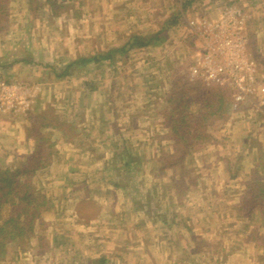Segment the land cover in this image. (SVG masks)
<instances>
[{
    "label": "rangeland",
    "instance_id": "obj_1",
    "mask_svg": "<svg viewBox=\"0 0 264 264\" xmlns=\"http://www.w3.org/2000/svg\"><path fill=\"white\" fill-rule=\"evenodd\" d=\"M53 1L56 16L49 1L13 0L9 19L16 25L15 32L10 37L1 33L0 49L9 50L4 43L8 39L16 43L27 38L29 30L18 25H27L31 17L40 26L31 31L38 30L43 39L46 58L40 62L57 69L95 51L122 46L135 33L149 35L166 29V41L142 52L132 50L126 57L120 56L115 66L77 67L78 75L62 89L56 82L46 84V110L28 118L30 125L41 127L33 135L41 134L43 141L30 138L35 146L29 145L26 154L39 145H44L42 154L48 151L42 155L47 167L38 169L32 178L35 196L47 201L41 215L43 225L29 240L10 245L0 264H264V109L258 111L257 100L254 103L255 98L250 97L237 109L244 114L237 133L230 128L215 133L223 146V137H230L221 162L225 168H236L234 172L216 165L196 171L194 154H189L187 171L181 170L185 165L181 161L179 170L172 171L180 148L164 124L169 97L194 84L185 76L194 56L187 23L196 17L215 21L225 6L243 8L249 52L259 66L258 80L264 84V0H198L186 8L184 21L175 26L168 19L182 7L181 0H74L66 1V8L61 0ZM214 12L216 18L211 17ZM91 69L95 72L88 73ZM215 94L207 96L213 99ZM142 98L148 102L146 109L129 107ZM141 108L140 113L137 109ZM13 113L18 112H0ZM128 114L144 120L154 116L159 122H144L143 132L131 137V127L123 120ZM254 114L261 119L253 121ZM60 140H71L74 147H64L66 142H56ZM140 141L143 146L138 145ZM247 144L255 146L253 154L247 151ZM22 160L23 156L15 164ZM213 162L220 159L213 155ZM231 175L238 177L232 180ZM172 177L179 179L175 184L186 192L176 204ZM249 181L257 183L254 189ZM89 192L91 199L96 194L95 199L105 202L91 208L83 201L82 212L74 213L77 204L73 199ZM110 199H121V203L115 208ZM113 208L120 213L118 218L111 216ZM90 216L96 219L90 220ZM38 237L44 241L39 242ZM62 243V251L46 248Z\"/></svg>",
    "mask_w": 264,
    "mask_h": 264
},
{
    "label": "trees",
    "instance_id": "obj_2",
    "mask_svg": "<svg viewBox=\"0 0 264 264\" xmlns=\"http://www.w3.org/2000/svg\"><path fill=\"white\" fill-rule=\"evenodd\" d=\"M8 1L0 0V31L7 28L5 27V23L8 21L10 14ZM48 1L50 2L52 14L54 16L58 15L53 10V6L56 5L55 1L46 0V2ZM61 1V6L66 8L65 2L72 3L74 0ZM197 1L181 0L183 10L188 6H192ZM183 18L184 16L180 12H177L174 13L173 17L168 19V22L175 26L180 22L182 23L184 21ZM164 32H167L166 29L149 35H133L126 46L112 49L103 55L96 54L89 58H79L69 62L66 66L62 67V73H55L56 77L64 78L67 75H71L73 68L79 65L81 69L89 65H103L104 62L109 63L110 66H115L120 60L119 58L116 59V53H120V55L126 57L131 50L141 51L162 45L166 41V37L163 35ZM247 37L249 38L248 32ZM51 68L56 72L55 66H51ZM185 77L188 79V75ZM192 83L194 84H189L183 92L176 91L169 97L170 110L164 116V124L170 132L169 137L173 141L176 140V145L180 148H177L178 154L176 155L179 158L173 165H177L179 161H185L196 147L205 146L211 141L208 129L213 127L216 122L213 120V117L218 114L220 119H217L226 120L228 116L227 105L232 99L230 98L231 95H229L228 88L206 87L199 81ZM209 94H215L213 97L217 99L214 101V98L211 99V97L207 96ZM192 107H195L196 110H192ZM49 126L46 125V127ZM185 127L189 129V132ZM40 128L37 123H34L31 125L28 133V137L35 139L38 143L43 141V138L40 136L41 134H33L40 131ZM43 146L39 145L32 154L23 156V160L13 167H0V260L5 259L10 245H17L22 241L29 240L31 236H35L34 232L37 227L43 225L41 215L45 210L47 201L46 199H38L32 186V178L36 176L38 169H45L47 167V158L43 159L42 155H45L48 151L42 154ZM48 155H51L50 152ZM249 187L254 189L256 186L251 184ZM261 187L264 189V185H261ZM254 199L257 200V198ZM38 239L39 242L44 241V238L38 237Z\"/></svg>",
    "mask_w": 264,
    "mask_h": 264
},
{
    "label": "crops",
    "instance_id": "obj_3",
    "mask_svg": "<svg viewBox=\"0 0 264 264\" xmlns=\"http://www.w3.org/2000/svg\"><path fill=\"white\" fill-rule=\"evenodd\" d=\"M13 3H14L13 0L8 1V10L9 11H11V9L13 8L12 7V6H14ZM28 5L29 4H27L26 6H28ZM181 6L183 7L182 4H181ZM44 7H47V6L44 5ZM182 7H180V9L176 10L175 13L180 12L181 15L184 16V14H186L187 11H189V9L183 10ZM40 10H42V12H43L42 8ZM45 10H47V8ZM173 14H174V12H173ZM214 14H215V16H211L212 18L213 17L216 18L218 13L214 12ZM42 16H43V13H42ZM11 17L12 16H10L9 18H11ZM26 17L27 18H24V19L27 21L29 14ZM42 24H43V21H42ZM5 27H7L5 30L0 31V36H2L1 33L5 32L8 35V37H10L11 33L15 32L12 29H13V27H16V25H12V21L10 19H8V21H6V23H5ZM18 27H19V29H24V30H25V28H26V30L28 29L29 34H28L27 38L22 39L20 42L13 43L9 39H8V41L4 42V43L9 45L8 46L9 50L4 51V50L0 49V78H2L3 80L5 79L4 81L7 80V82H19L20 81V82H23V84L30 86L32 91H33V98L31 99L32 102H31L30 108L25 112H20V113L18 112L15 114L13 113V114H6V115L0 114V167L1 168L13 167L14 165H16L15 162L18 159L22 158V156L29 153V151H30L29 145L31 146V144H33L35 146V143L33 141H31L30 138L28 137V133H29V130L31 127L30 119H28V118H29L30 114L37 113L38 115H41V114H43V110H46L48 99H46L45 95L43 96V94L45 92L44 89L46 88V84L51 85V83L56 82L57 86H59L62 89V85L69 83L70 82L69 79L74 78L75 76L78 75V73H77L78 70L76 69L77 67H74L73 71L71 72V75H67L64 78H57L55 73H62V67H60L61 69H57L55 67L56 72H54L52 70L51 66H55V65L43 64L40 62V60L43 58H46V56H43V39H41L40 33L38 32V30H35V32L31 31L32 28L35 29V28L40 27V26L36 25V20L32 19V17H31L30 21L27 25L24 26L23 24H20V25H18ZM90 27H92V25ZM5 33H3V34H5ZM137 34H139V33H135L133 35H137ZM133 35L130 36V39L132 38ZM29 37H31V38H29ZM130 39L125 41V43L122 46H126L129 43ZM157 43H159V42H157ZM35 44H38L39 51H38V48L35 47ZM10 45L12 46L11 49H10ZM18 45H20V47H21L20 49L17 47ZM110 46H112V45H110ZM122 46H117V47H115V49L121 48ZM110 50H112V48L108 49V50H103V51H95L92 56H94L96 54L103 55V54H106ZM136 52H138V51H136ZM139 52H142V50ZM115 55H116L115 56L116 59L118 58V56H119V59L121 57H123V58L125 57V56L120 55V53H116ZM92 56H89V57H92ZM89 57H79V58H89ZM79 58H77V59H79ZM119 61H121V59ZM255 61H256V59H255ZM103 65L110 66L109 63H105V62L103 63ZM78 67H79L78 69H81L80 65ZM88 68L90 69V65L88 66ZM89 72L92 73L95 71L93 69H91V71H88V73ZM80 74H82V73H80ZM46 81H49V83H47ZM34 83H36V84H34ZM83 84L84 83H82L81 85L83 86ZM86 88H90V87L88 86V87H85V89ZM228 90H229L228 91L229 95H231L232 91L229 88H228ZM87 92H90V90L88 89ZM253 98H255V97H253ZM143 100H144V98H142V101L139 100L138 103L137 102L134 104L130 103L129 107L139 106V107L146 109L148 107V102H144ZM255 100H256V98L252 101L255 103ZM109 105H110V103H109ZM248 106L250 107V105H248ZM142 108L137 109V110L140 111V113H141L143 111ZM227 108H228V112H227L228 116H227L226 120H223V121L219 120L220 118L218 117V114H217V116L213 117V120H215L216 122L214 123L213 127H210V129H208L209 130L208 132H210V135H211V141L205 146L196 147V149L193 150V152H191V154H194V157H195L194 160L197 163V165H196L195 162H193V164L195 166H197L195 168L196 171H197V168L199 169V171L200 170H207V171L211 170L213 165H216L218 169H223L225 171H231L232 170L234 172V170H236V168H233V169L225 168V164L221 162L222 161L221 160L222 151L224 148L227 149L226 143L228 142L230 137L229 136L223 137V139H224L222 141V143L224 144V146H223L219 143V141H217V137H216L215 133L218 131H222L224 128L225 129L230 128V129H232V133H235V132L237 133V131H238L237 129H239V122H241L240 119H242L244 114H243V112H239V113L234 112L233 113L232 106L230 105V103H229V105H227ZM255 108L258 109V111H263L264 106H259L257 103H255ZM127 109H128V105H127ZM248 114H250V113H248ZM128 116H129V114H128ZM126 118L127 119H123V120H126V122H125L126 125L131 127L128 130L130 132L129 136H131V137L137 136L138 132H140V131L143 132L144 122L151 121L154 124L156 122H159V121H156L157 118H154V116L148 120H144V118L142 116H139L138 114L131 115V116L126 117ZM217 118H219V119H217ZM257 119L259 120L261 118H257L256 114H254L253 121H256ZM110 124L114 125L113 122H111V121H110ZM253 124H254V122H253ZM160 125L162 126L163 124L162 123L156 124L155 126H160ZM155 128L156 127H154V129ZM227 133L229 134L231 132L228 131ZM251 136H253V135H251ZM245 138H247L248 140L250 139V137H245ZM253 138H254L253 140H256L255 137H253ZM70 141L71 140H63V141L60 140V141H56V142H60L62 144H63V142H66L64 147H66V146L74 147V144H72V142H70ZM138 145L143 146V141H140ZM254 147L255 146L247 144V151L251 152L250 154H253ZM171 154L173 155L174 152L172 151ZM213 155L216 156V159H220V162L214 163L213 162ZM237 155L238 154H234V158L238 157ZM185 161L182 162V163H185V165L183 166L184 169H181L182 171H187L186 170L187 159ZM77 163H79V162L77 161ZM180 166H181V164H178V163H177V165H173L172 171L177 172L179 170ZM76 169H77L76 171L80 170L79 167H76ZM237 177H238V175H231L232 180L236 179ZM178 180H175L174 177L171 178V183L174 185V188L172 189V193H173L172 201L174 204H176V202H178L177 199H180V197H182V195L186 194V192H182L181 188L175 184ZM184 180H186V182H187L186 184L189 186L190 185L189 177H186ZM84 182L86 183V180ZM111 182L114 183V181H111ZM250 182L251 181L248 182L249 186H251V184H256L255 181H252L251 183ZM175 185H176V187H175ZM114 186L116 188H120V186L116 182L114 183ZM108 189L112 190L111 188H108ZM91 195H92L91 192H89L87 195L79 194V199H77L78 196L75 197L76 199H73V201H76L75 205L77 204V206L75 208H73L74 213H78L79 210L81 211L80 208L85 203L83 201H88V204H91V206H92L91 208H94L96 205H98V203L100 204V203L105 202V201L102 202L99 199H95V198H98L96 194H94L95 198L91 199V197H92ZM85 196H87L88 198L86 197L87 199L83 200V198ZM69 200H70V198H69ZM110 201L115 208H116V206H118L121 203V199H112V200L110 199ZM115 208H113V210L111 211V216L118 218V215L120 213L116 214V212L114 211ZM75 210H76V212H75ZM79 214H81V213H79ZM51 216H53V214ZM96 217L98 218V214L96 215ZM96 217L90 216V220L96 219ZM64 245H65L64 243L59 244V245L57 244L55 246L50 244L46 248H49V249L54 248L55 250L60 249L62 251L63 250L62 247Z\"/></svg>",
    "mask_w": 264,
    "mask_h": 264
},
{
    "label": "built area",
    "instance_id": "obj_4",
    "mask_svg": "<svg viewBox=\"0 0 264 264\" xmlns=\"http://www.w3.org/2000/svg\"><path fill=\"white\" fill-rule=\"evenodd\" d=\"M187 24L194 49L189 81H199L206 87L229 88L233 91L235 112L250 97L257 98V104L264 106V84L258 80L259 66L249 52L243 8L225 6L215 21L199 16ZM32 98L30 86L0 80V112H25L30 108Z\"/></svg>",
    "mask_w": 264,
    "mask_h": 264
}]
</instances>
